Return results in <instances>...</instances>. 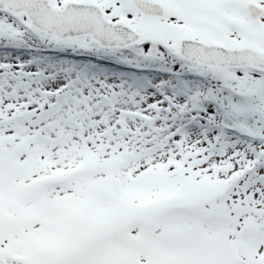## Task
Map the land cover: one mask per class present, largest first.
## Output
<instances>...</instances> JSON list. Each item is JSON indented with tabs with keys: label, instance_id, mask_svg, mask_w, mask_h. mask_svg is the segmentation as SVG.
Wrapping results in <instances>:
<instances>
[{
	"label": "snow or ice",
	"instance_id": "snow-or-ice-1",
	"mask_svg": "<svg viewBox=\"0 0 264 264\" xmlns=\"http://www.w3.org/2000/svg\"><path fill=\"white\" fill-rule=\"evenodd\" d=\"M0 264H264V0H0Z\"/></svg>",
	"mask_w": 264,
	"mask_h": 264
}]
</instances>
